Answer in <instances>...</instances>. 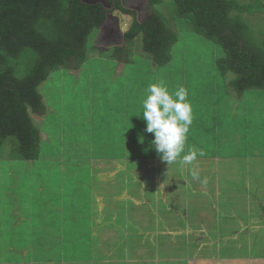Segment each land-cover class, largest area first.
<instances>
[{
	"label": "rangeland",
	"instance_id": "374dc122",
	"mask_svg": "<svg viewBox=\"0 0 264 264\" xmlns=\"http://www.w3.org/2000/svg\"><path fill=\"white\" fill-rule=\"evenodd\" d=\"M238 1L248 3L251 0ZM133 3L132 0H125L128 9H135L132 7ZM142 8L146 10L140 12L137 18L139 21H143L149 14L146 3ZM158 9L166 14L170 27L180 37L174 48L171 63L161 67L155 65L151 56L141 50V38L136 40L134 57L137 58L132 64L118 63L107 58L108 56H101L99 53L106 52L116 46V41H119L115 35L116 24L109 22L103 33L105 40H101L100 31L91 37L88 60L80 72L56 71L40 88L47 105V112L32 115L41 128L45 125L49 140L46 141V136L42 133V140L46 141V145L42 149V159L34 165L71 164L83 169L75 173H67L69 178L70 175L73 176V180L66 181L63 198L56 196L63 186L60 177L55 173L49 174L50 179H47L46 187L52 204H46L48 216L46 224L48 225L49 222L52 225L48 226L52 228L47 231L48 233H46V224L42 226L43 220H39L41 214L39 210L43 208L41 201H34L37 205L34 208L35 214L32 215L34 219L32 225L35 226L36 233L31 234L27 230L29 228L23 233L14 225L8 228L5 222H0V263L21 262L18 255L24 257L25 252L10 253L9 249L13 250L14 247L23 251L27 250L25 246L36 247L35 253L31 252L35 261H46L45 257L57 260L56 253L51 251L60 247L57 243L61 237L58 235L57 224H65L67 230L73 232L74 224L77 226L78 223L76 220H71L69 224L67 217L74 219V216L78 215L73 217L71 215L74 211L80 210L83 211V216L88 217L86 219L79 216L83 221L79 234L74 236L73 233L72 236L69 233L64 237L67 238L68 245L65 246L66 243L65 245L63 243L65 247L59 251L64 252L63 257L68 256L72 259L80 257L88 264L106 260L130 262V264L138 261L140 263L145 261V264H189L190 262L191 264H264V212L259 211L264 207V197L258 199L255 197L257 187L258 191L262 188L264 192V184L260 186L256 183H264L262 181L264 172L260 173L264 170V158H259L260 154L264 155V124H260L264 122V92L250 91L240 101L235 95L231 98L227 94L230 88L223 86L234 79V75L230 74L223 79L215 67L216 59L224 56L223 49L196 34L187 22L178 20L171 0H167ZM114 14L119 19L123 34V30L131 23V18L118 11ZM246 21L259 37L260 34L264 35V14L246 16ZM122 44L119 43V46ZM161 80L165 82L170 92L177 86H183L188 91V101L193 109V123L190 127L191 131L187 134L185 146H192L201 135L202 148L209 153L208 155L214 152L241 157L209 159L211 165L200 171L198 185L195 182L188 183L182 175L184 168L178 160L179 165L175 168L177 173L173 177H176L177 181L173 180L172 193H166L171 198L160 200L159 204L143 205L141 208H144V213L135 210L138 202L134 203L132 200L122 202L106 195L108 202L106 216L104 218L100 214L95 216L96 220L100 217L104 219L102 221L106 220L104 222L106 227L103 229L100 227L99 234L94 236L89 224L94 227L100 223L93 222V219L91 221L92 216L89 213L92 210L88 199L93 195L91 192L94 190L93 185L97 186L100 179L91 183L88 167L94 163V159L102 161L96 163L98 168L110 171L116 168L122 169V165L133 167L138 164L135 161L129 165L127 162L123 163V160L107 157L111 152L113 156H118L121 146L125 144L122 140L126 135V128L123 130L127 123L126 116L129 115L131 118L136 116L144 120L142 115H137L142 112L141 102L146 89L150 84L159 83ZM131 100H134L132 106ZM47 115L54 118L47 120ZM220 118L221 125L218 121ZM144 122L146 124L145 120ZM141 137L144 141L140 140L139 145L138 141L135 142L139 147L131 151V156H143L146 151L143 147L152 146L154 134L145 131L142 132ZM12 143L13 141L9 140L0 150V157L10 155L13 149ZM1 164H6V161H0ZM7 164L10 162L8 161ZM15 164L20 163L15 162ZM231 164L238 166L240 173L226 172L223 177L230 175L229 179L232 182L227 186L237 188L240 185L247 196L237 191L238 198L233 197L236 192L226 188L227 186L220 187L219 195L210 192V184L219 180L216 169L220 166L229 167ZM250 171L254 173H248ZM124 173L133 179L136 178L132 174L134 172L128 173L125 170ZM162 174H155L154 171L147 172L146 176L141 175L147 182V180L152 181L156 176H161L164 180L165 174ZM44 175L46 176V173ZM141 175L137 174V177L143 178ZM2 176L6 175L0 172V194L5 190L1 183L4 179ZM169 180V178L164 180L168 181V186ZM135 181L133 184L137 186L142 183ZM124 182L117 177L114 186L108 192L120 195L126 190L122 189L127 181L125 185ZM9 184L10 182H7V185ZM151 187L146 185L141 194L154 200ZM130 191L136 195L133 189ZM23 193L27 196L28 189ZM174 195L177 197L175 198ZM250 203L254 207L253 212ZM17 209L19 205L5 209L4 221L8 213ZM2 218L0 215V219ZM26 222L29 225L31 223L27 220ZM172 228H177V231L172 232ZM190 228L192 231H189ZM104 231L106 233L103 234ZM169 233H174L175 236H169ZM74 242H77L80 248ZM5 243L8 246L5 248L7 252H4Z\"/></svg>",
	"mask_w": 264,
	"mask_h": 264
},
{
	"label": "trees",
	"instance_id": "16d2710c",
	"mask_svg": "<svg viewBox=\"0 0 264 264\" xmlns=\"http://www.w3.org/2000/svg\"><path fill=\"white\" fill-rule=\"evenodd\" d=\"M105 1L112 6L111 10L102 3L88 4L82 0H0V150L9 140L13 141L10 155L0 157V161L36 164L42 159V149L46 145L42 133L46 129L45 125L41 128L32 115L47 112L40 88L56 71L80 72L88 60L90 39L105 24L108 13L120 11L131 18V23L123 30V44L99 53L101 56H108L118 63L132 64L137 58L134 57L136 40L141 38V50L151 56L155 65L166 66L173 61V51L180 37L170 27L166 14L158 9L167 0H148L149 14L143 21L137 20L136 13L120 0ZM171 1L178 20L187 22L196 34L223 49L224 56L216 59L215 67L223 79L234 75V79L223 86L230 88L227 94L231 98L235 95L240 101L250 91L264 92V35L259 37L246 21V16L264 14V0L248 3L238 0ZM51 117L47 115L46 118L50 120ZM218 121L221 125V118ZM141 128L136 136L138 139L130 142L128 150L123 145L118 156H113L111 152L107 158L112 156L111 159L119 161L131 159L132 162L137 159H160L151 145L143 147L146 150L143 156H131V151L143 140L141 134L146 126ZM197 139L199 142L185 146V153L191 147L203 150L201 135ZM124 153H129V156H123ZM208 154L204 156L207 159L241 157L214 152ZM44 174L38 176L41 183L36 182L32 190L34 201H43L46 197ZM29 183L26 177L20 178L17 191L21 194L30 188ZM40 186L44 187V192L39 191ZM66 239L61 236L57 242L60 247L51 249L56 253L57 260L45 257L46 261L70 259L62 257L64 252H59L63 243L68 245ZM32 248L35 253L36 247ZM31 252L29 257H32Z\"/></svg>",
	"mask_w": 264,
	"mask_h": 264
},
{
	"label": "crops",
	"instance_id": "0c3cea01",
	"mask_svg": "<svg viewBox=\"0 0 264 264\" xmlns=\"http://www.w3.org/2000/svg\"><path fill=\"white\" fill-rule=\"evenodd\" d=\"M131 106H132V104H131ZM126 118H127V120H126L127 123H126V126L123 129V130H125V128H126V135L123 136L124 140H122V141L125 142L124 149L126 148V150H128L129 149L128 146L130 145V142L132 140H136V136L139 133V130H141L142 129L141 127L145 126L146 124H145L144 120H141V119H139V117H136V116H132V118H131L129 115H127ZM189 131H191V130H189ZM119 133H121V132H119ZM43 134L46 136V132H43ZM47 139L49 140V138L46 136V141H47ZM125 155L129 156V153H126V154L124 153L123 156H125ZM156 156H157V158H159L158 154ZM102 158H104V157H102ZM259 158L263 159L264 156L262 154H260ZM95 160H97V159H94L93 160L94 163H92V165L88 167V171H89V174H90L89 177L92 178L91 183H94L95 180L98 179V178L100 179L99 184H97V186H94L96 184L93 185V189L94 190L91 191L93 195H90V199H88V201H90V208L92 210V211L90 210L91 213H89L90 216H92L91 221L93 219V222L94 221H98V223H100L99 225L94 226V227L89 224V226H91L89 229L94 231V233H93L94 236L99 234L98 229L100 227L102 229L104 227H106V225L104 224V222L106 220L102 221V220H104L103 218L106 216V211L105 210L108 207V204H107L108 202H106L107 201L106 200V195H110V197L117 198L118 201H122V202H126L127 200L128 201L132 200L134 203L138 202V204H137L138 206L136 207L135 210L139 211V212H142V213H144L143 212L144 208H141L143 205H145V204H153V205L154 204H159L160 200H168V198H171V197H168L166 195V193H170V194L172 193L173 180L177 181L176 177L175 178H173V177H174V174L177 173L175 168H176L177 165H179V164H177L178 161L176 163H174V164L167 165V163L162 161L161 159H150V160L149 159H147V160L138 159V160H135L136 163H138V164H135L133 167L132 166L131 167H124V165H122V169L121 168H116V170L110 171L108 169H100V168H98L96 163H99V162H102V161H99V160L95 161ZM105 161L107 162V160H105ZM9 162H10V164H7L8 163V161H7L6 164H1L0 165V172L4 173V175H6V176H2V177H4V179L1 182V183H3L2 187H4L5 190H3L2 193L0 194V215L3 217L2 219H0V222H2V223L5 222L4 224L7 225L8 228H10V227H12L14 225L17 229H21V231L23 233L24 232L26 233V229L29 228L27 230H29V232H31V234H33V232L36 229H34L35 226L33 227V225H32V223L34 221V219L32 218V215L35 214V211H34V206H35L34 198H35V195H34V191L32 192V190H34L35 183L40 181V178L38 176L41 177L40 174L46 173V177L45 178H46V181H47V179H50L48 174H53V173L58 174V177H60V181H61V184L63 186H62V188H60L58 190V194L56 196H58V197L62 196V198H63L65 196V194H64L65 191L63 192V190L65 189L66 181L69 182V180H73V176L70 175V178H69L67 176V173H70V172L75 173V172H78L80 169H83V168H80V166H78V165H77V167H75V165L72 166L71 164H60V165H55V166H53V165L36 166L32 162H24V163L19 162L20 163L19 165L15 164V162H13V161H9ZM122 162L123 163L127 162V164L132 165L131 164L132 163L131 159H129V160L124 159ZM210 165L211 164L209 163V159H207L205 157H202L201 159H197L196 161H194L192 165H182L183 168H184V171H183L182 175L186 178L188 183L195 182L198 185V180H194L192 178V176L190 174V169L195 167L199 171V173H201L203 168H207ZM199 166H202V167H199ZM125 170H127L128 173L134 172L132 174H134L136 176V178L133 179V178H131L130 175L126 176L125 173H124ZM154 171H155V174L164 173L165 174L164 180H166L168 178L170 179L169 180V183H170L169 186L167 185L168 181H164L161 178V176L160 177L156 176V178L153 179L152 181H148L147 180V182H146V178L141 175V174H143V175L146 176L147 172H154ZM180 172L181 171H179V173ZM215 172H216V175L219 178V180L214 181L213 182L214 184H210L209 188H211V190L210 189L209 190H210L211 193H216L218 195H219L220 187H224L225 188V186H227V184L229 182H231V180L229 179L230 175L228 177H223L224 174L226 172H230V173H233V174H239L240 173L239 167L236 166V165L232 166V164L229 167L228 166H220V167H218L216 169ZM219 172H220V174H219ZM221 172H223V173H221ZM261 172H264V170L260 171V173ZM248 173H254V172L250 171ZM257 173H259V172H257ZM19 174L21 176H18ZM116 174H118V175H116ZM137 174H140L143 178L137 177ZM164 174H162V175H164ZM22 176L26 177L27 181L30 182L29 183L30 184V188H28L29 193L26 194L27 196H25V194L23 193L25 191L21 192V194L19 193V190L17 191V188H18L17 185L19 184L20 178H22ZM117 177H120L122 181H125L123 183V185H125V183L127 181L126 186H124L122 188L123 190L124 189H126V190L123 191L120 195H117L114 192L112 194L110 192H108L110 190V188L114 186L113 184H115ZM77 179H78V177H77ZM89 181H90V179H89ZM134 181L135 182H142V183L137 186V184H133ZM262 181L264 182V179ZM7 182H10V184L7 185ZM40 183H41V181H40ZM76 183H78V182H76ZM256 183L258 185H260V186H262V184H264V183H260V182H256ZM42 184H43V182H42ZM146 185H151L152 186L151 188H153V189L151 190V192H153L154 200L152 198H147L146 195H142L141 194L143 188H145ZM134 188H137V189H134ZM226 188H229L233 192H236L233 195V197H237L238 198L237 191H240V192H242V194H244V196H247L245 194V192L243 191L242 187H240V185H238L237 188H235L233 186L232 187L227 186ZM38 189H39L40 192H44V187L40 186V187H38ZM77 189H79V187H77ZM131 189L134 190L136 195H134L130 191ZM256 190H257V192H256ZM262 190L263 189L261 188V190L258 191V187L255 189V197H257V199L264 197V192ZM137 191H138V193H137ZM138 195L139 196L142 195V196L139 197ZM205 195L206 194L204 193V197H205ZM49 197H50V195H49L47 187H46V197H45V199L43 201H41L42 202L41 204L43 205V208H41L39 210V213H41L39 220H41V221L43 220L41 222L42 226H44V224H46V218L48 217L47 214H46L47 213L46 212V204H50V203L52 204V202L49 199ZM174 197L176 198L177 195L176 196L174 195ZM247 201H250V200H247ZM58 204L60 205V202ZM13 205L14 206L19 205V209L13 210L11 212L9 211L10 213H8V215L5 217V221H4V216H3L4 210L12 208ZM250 206H251V203H250ZM251 207H252L251 211L253 212L254 211L253 205ZM234 208H235V210H237L236 207H234ZM259 211L260 212H264V207L261 208ZM74 213L71 215L72 217L74 215H78V216H74V219H72V218L69 219V217H67V220H68L69 224H71V220H76V222L78 223L77 226H76V224H74L75 225L74 231L71 232V231L67 230V228H66L67 226H65V224H62V225L61 224H59V225L57 224V227H58V230H59V234L58 235H60L62 237H65V236H68L69 233H70V235H72L74 233L73 234L74 236L76 234H79V231L81 229L80 225L83 223V221H81V219H80L81 217H79V216L85 217L86 219H87L88 216H85V215L83 216L82 214H84V213H83V211H80V210L74 211ZM97 214L98 215L99 214L102 215L103 218H101L99 216L100 218H97V220H96L95 216ZM26 220L27 221H31L30 225L27 224ZM82 220H84V219L82 218ZM47 223H48V225H52L49 222H47ZM48 225L47 224L45 225L46 226V233H48L47 231H50V229L52 228V227H50ZM173 231H177V228H174V229L172 228V232ZM189 231H192L191 228L189 229ZM34 233H36V232H34ZM104 233H106V232L104 231L103 234ZM29 235H30V233H29ZM168 235L169 236H175L174 233H172V234L169 233ZM177 235H178V233H177ZM105 236H107V235L105 234ZM64 245L62 247L63 249L65 247ZM5 248H8L6 243L4 244V252H7L8 250L5 249ZM24 248H27V250L25 249L23 251H20V250H17L16 248H14V247H13V250L9 249L11 251L10 253H12V252H18V253L25 252V256L24 257H22L21 254L18 255V257L20 259L19 261H21V262H18L16 264H88L87 261H84V260H81V259H72V258H70V259L63 258L62 260H58V261H49V260H47V261H35L33 257H29V252H31L32 249H33L32 246H31V248L25 246ZM108 261L109 260H106L104 262L95 263V264H130V262H122V261H113V262L111 261V262H108ZM0 264H14V263L11 262V261H5V263H0ZM135 264H145V261H143L141 263L138 261Z\"/></svg>",
	"mask_w": 264,
	"mask_h": 264
},
{
	"label": "clouds",
	"instance_id": "9594fccd",
	"mask_svg": "<svg viewBox=\"0 0 264 264\" xmlns=\"http://www.w3.org/2000/svg\"><path fill=\"white\" fill-rule=\"evenodd\" d=\"M141 107L142 112L137 116L142 115L146 121L144 131L154 134L152 147L167 165L178 160L182 165H192L199 157L206 155L202 149L195 147L185 153L187 134L193 123V109L186 88L177 86L170 92L163 80L150 84ZM190 174L194 180L200 179L195 167L190 169Z\"/></svg>",
	"mask_w": 264,
	"mask_h": 264
},
{
	"label": "water",
	"instance_id": "95a60500",
	"mask_svg": "<svg viewBox=\"0 0 264 264\" xmlns=\"http://www.w3.org/2000/svg\"><path fill=\"white\" fill-rule=\"evenodd\" d=\"M83 2L85 3H102L108 10H111V5L109 3H107L105 0H100V1H95V2H91L89 0H82ZM110 17H115L117 19V28L115 30V35L117 34L118 36V39L119 41H116L117 43L115 44L116 46H119V43H123L124 42V35L122 34V30H121V27H120V22H119V19L118 17L114 16L113 13H108L107 15V21ZM107 21L105 22V24L101 27L100 29V36L103 37V33L106 31V23ZM112 33V32H111Z\"/></svg>",
	"mask_w": 264,
	"mask_h": 264
},
{
	"label": "flooded vegetation",
	"instance_id": "af4514ba",
	"mask_svg": "<svg viewBox=\"0 0 264 264\" xmlns=\"http://www.w3.org/2000/svg\"><path fill=\"white\" fill-rule=\"evenodd\" d=\"M89 1H91V2H95V1H100V0H89ZM122 3H123V5L125 6V0H120ZM134 3H133V5H132V7L133 8H135L134 10H132V11H134L135 13H136V15H135V17L136 18H138L139 17V15H140V12L142 13L144 10H146L145 8H142L143 7V5H144V3H146L147 4V7H149V5H148V0H132ZM131 2V1H130ZM135 4V5H134ZM126 7V6H125ZM111 8H112V6H111ZM127 8V7H126ZM131 10V9H130ZM113 12H115V11H113ZM120 14H122V15H125V16H127L126 14H123V13H121L120 11H118ZM148 15H146L145 17H144V19L147 17ZM109 22H113V24L115 23V24H117V19L115 18V17H110L109 19H108V21H107V23H106V25L109 23ZM114 24V25H115ZM101 38V40H103L104 39V37H100ZM116 38H118V36H117V34H116ZM106 39V38H105ZM104 39V40H105Z\"/></svg>",
	"mask_w": 264,
	"mask_h": 264
}]
</instances>
